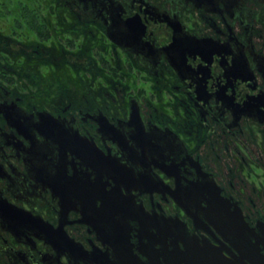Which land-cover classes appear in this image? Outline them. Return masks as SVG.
I'll list each match as a JSON object with an SVG mask.
<instances>
[{
	"label": "flooded vegetation",
	"instance_id": "flooded-vegetation-1",
	"mask_svg": "<svg viewBox=\"0 0 264 264\" xmlns=\"http://www.w3.org/2000/svg\"><path fill=\"white\" fill-rule=\"evenodd\" d=\"M4 8L0 264H264V0Z\"/></svg>",
	"mask_w": 264,
	"mask_h": 264
},
{
	"label": "rangeland",
	"instance_id": "rangeland-1",
	"mask_svg": "<svg viewBox=\"0 0 264 264\" xmlns=\"http://www.w3.org/2000/svg\"><path fill=\"white\" fill-rule=\"evenodd\" d=\"M7 2H10V0H0V9H5L4 3L6 4ZM4 25L6 26L7 24L4 23Z\"/></svg>",
	"mask_w": 264,
	"mask_h": 264
}]
</instances>
